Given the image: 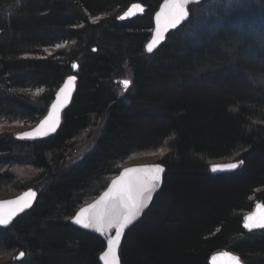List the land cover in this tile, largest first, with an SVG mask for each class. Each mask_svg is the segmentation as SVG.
Returning a JSON list of instances; mask_svg holds the SVG:
<instances>
[{"label": "trees", "instance_id": "1", "mask_svg": "<svg viewBox=\"0 0 264 264\" xmlns=\"http://www.w3.org/2000/svg\"><path fill=\"white\" fill-rule=\"evenodd\" d=\"M163 1L0 0V124L36 125L78 65L76 94L53 137L0 133V188L23 165L41 181L35 206L0 229V251L20 249L27 264H99L105 243L69 220L120 162L164 150V186L126 234L121 263L207 264L230 247L245 264H264V231L234 246L244 213L264 203V0H224L227 12L214 0L192 6L188 22L147 55ZM135 3L145 14L120 22ZM127 75L131 90L121 98L116 84ZM84 136H96L93 148L64 169ZM236 155L238 172H206Z\"/></svg>", "mask_w": 264, "mask_h": 264}, {"label": "water", "instance_id": "2", "mask_svg": "<svg viewBox=\"0 0 264 264\" xmlns=\"http://www.w3.org/2000/svg\"><path fill=\"white\" fill-rule=\"evenodd\" d=\"M203 0H189V3L187 4V9L189 8V6L195 5V4H200ZM167 0H164L161 5L158 7L152 23H153V29L151 31V37L149 39V41L146 44L145 47V53L147 55H151L155 52L158 51V49L164 45L165 41L167 40V38L169 37V34L173 31H176L177 29H179L180 26L186 24L188 21H186L185 23L181 24L180 26H178L177 28H172L170 25L168 27H165V19H164V15H165V4H166ZM136 5H140L143 8V11L141 12L139 8L136 7ZM144 11L145 8L143 7L142 4L140 3H135L133 6L127 8L121 18L119 17L118 20L120 22H125L128 20H133L135 19V17L137 16H143L144 15ZM189 13V11H188ZM157 16L160 17L159 20H157ZM157 32H161L162 36L160 39H157ZM154 40H157V44L154 46V50L152 52H149L147 50V46L152 43ZM78 65L75 63L73 66V70H74V74L73 76L76 77L75 81L72 82L71 86H68V78L65 80V82L62 84V86L58 89V91L56 92L57 94L54 96V99L51 103V106L49 107L47 113L45 114L46 116L42 118L41 121L38 122V124L33 127L30 130H26L21 132L20 134L15 135V138L22 141V140H27V141H33V140H43L49 137H53L54 134H56L59 129L62 126V121H63V117H64V112L69 109V107L72 105V101L74 99V96L76 94V89H77V72H78ZM62 89H64L65 91L62 93ZM53 105H57V111L55 113V117H56V121H57V126L55 131H47L46 135H34L32 137H25L22 134L24 133H34L35 130L37 128H40L41 125L43 124L44 121L48 120L50 116L53 115ZM45 128L47 129L48 126L45 125ZM240 161L243 160H239L238 162H230L229 164H239ZM229 164H218V165H214V166H226ZM153 165H142V166H131L129 168H124L122 169L118 175L115 176V178H113L109 185L106 187V189L100 194L99 197L96 198L95 201L91 202L90 205L87 206H83L81 207L78 212L71 218L70 222L73 226H75L78 229H82L85 232L88 233H92L96 236H98L104 243H105V249L103 251V254L99 257L98 261L99 264H112V260H113V255L109 254L106 255V253L109 252V241L113 240L115 238V234L120 230L119 229V225L116 223L110 224L108 223V218L107 216H105V220L101 226H94V227H84L83 223H76V217L77 216H81V219L84 223H86L88 221V219L90 217H94L97 213H100L102 211H104L105 206L106 205H110L112 202V196L113 194H115L118 190H122L125 187H127L129 184H132L133 187H139L143 184V182L149 180L153 175H155L154 169H152ZM213 165L209 166V170L212 173V175H220V174H229V173H234L237 172L238 170H240L243 166H244V161L242 164H239V166L235 169H228V168H221L218 169L217 171H213ZM162 167V166H161ZM164 168V167H162ZM129 169H143V171H134V172H130L128 171ZM165 172L163 171L162 173H160V181L158 182H153L154 183V187L151 188V190L149 192H145L143 194V196L141 197V201H142V207L139 210V215L136 216V218L132 221L131 224L127 225L123 232L121 233V237H120V242L119 245L117 246V248L115 249V256L118 258L119 264L121 263V253L119 252L123 243V238L125 236V232L128 231V229H130L131 227L134 226V224H137L141 218L143 217L144 213L146 211H148L151 208V205L154 202V199L156 197V195L162 190L163 188V179H164V174ZM29 192H35L36 195L35 197L29 198L26 194ZM105 193H109V196H105ZM24 198L23 200H20V198ZM39 197V192L33 189H27L24 190L21 194H19L18 196L13 197L12 199H3L2 201H0V212H2L4 214V216L9 217L10 222L7 225H0V229H5V228H9L10 226H12V224L15 222V220L24 215L26 212L30 211L36 204V201ZM13 200H20V203L18 204H7L4 203L6 201H13ZM98 202H100L98 204ZM27 203L29 206L28 207H24V204ZM92 205H97L96 208H92ZM258 206H264V203L258 202L256 204V206L253 208V211L250 212L248 215H246L244 217V221L242 223L243 227L248 231V232H253V231H259V230H263L264 228H259V227H255L253 225H255L256 223H258L260 221L261 218V213L264 212V207H258ZM22 209V210H21ZM84 209H88L89 211L87 212H83L82 210ZM122 213L126 210L122 209L121 210ZM248 217H253V220H249ZM245 225H250L251 227H246ZM223 253H229L226 251H223L222 253H216L214 255L211 256V261L210 264H233L232 261H230L227 257L223 256ZM231 254V253H230ZM235 256V255H233ZM216 258L215 260L213 258ZM240 259V258H239ZM240 264H243L240 260Z\"/></svg>", "mask_w": 264, "mask_h": 264}, {"label": "snow or ice", "instance_id": "3", "mask_svg": "<svg viewBox=\"0 0 264 264\" xmlns=\"http://www.w3.org/2000/svg\"><path fill=\"white\" fill-rule=\"evenodd\" d=\"M198 2V0H197ZM189 3V0H167L165 4V27H168L169 25L172 28H177L181 24L185 23L189 19V13L187 10V4ZM137 8L140 9V11H143L142 6L136 5ZM124 18V17H121ZM160 17L157 16V20H159ZM162 36L161 32H157V39H160ZM157 44V40H154L152 43H150L147 46V50L149 52H152L154 50V46ZM76 77L71 76L68 78V86L70 87L72 82L75 81ZM125 87L129 86L131 84V81H124L123 82ZM62 93L65 91L64 89L61 90ZM57 111V105H53V115L49 117L48 120L44 121L40 128H37L34 133H24L22 134L25 137H32L34 135H46L47 131H55L57 126V121L55 117V113ZM45 125L48 126V128H45ZM243 161H240L239 164H242ZM239 164H229L226 166H214L213 171H217L221 168H228V169H235L239 166ZM152 169H154L155 175H153L149 180L143 182V184L139 187H133L132 184H129L127 187H125L122 190H118L115 194L112 196V202L110 205H106L104 211L97 213L94 217H90L86 223H84L81 219V216L76 217V223L80 224L83 223L84 227H94V226H101L105 220V216L108 218V223L113 224L116 223L119 225V231L115 234V238L111 241H109V252L106 253V255L112 254L113 260L112 264H119L118 258L115 256V249L119 245L121 233L123 232L124 228L131 224L132 221L136 218L137 215H139V210L143 206L141 197L145 192H149L152 187H154L153 182L160 181V173L164 171V169L160 165H154L152 166ZM128 171L134 172V171H143V169H129ZM29 198L35 197V192H29L26 194ZM105 196H109V193H105ZM24 198H20V200H23ZM20 200H13V201H6L4 203L7 204H18L20 203ZM100 202H98L99 204ZM2 206V205H0ZM29 205L27 203L24 204V207H28ZM92 208H96L97 205H92ZM258 207H264V206H258ZM122 209L126 210L122 213ZM22 210V209H21ZM89 211L88 209L82 210L81 215L83 212ZM249 220H253V217H248ZM10 222L9 217L4 216L2 212H0V225H7ZM246 227H251L250 225H245ZM255 227L264 228V212L261 213V218L258 223L253 225ZM223 256L227 257L230 261L233 262V264H240V259L237 256H233L230 253H223ZM24 256L23 253L20 254V257L22 258ZM216 259L215 257L213 258Z\"/></svg>", "mask_w": 264, "mask_h": 264}, {"label": "rangeland", "instance_id": "4", "mask_svg": "<svg viewBox=\"0 0 264 264\" xmlns=\"http://www.w3.org/2000/svg\"><path fill=\"white\" fill-rule=\"evenodd\" d=\"M204 1L205 0H203L200 4H202ZM200 4H195V5H192V6H200ZM123 13H120L119 16H121ZM59 49H61V48H53L54 51L59 50ZM121 79H123V80H118L117 81L116 90H117L118 96L122 98L130 90L129 86L127 88H125V85H124L123 82L126 81V79H130V78H128V75H127L125 78H121ZM26 95L29 98H32L33 100H35V99H37L39 93H37V92H35V93H26ZM36 125H32V126L28 125L27 126V125H24V124L20 125V124H16V123L0 124V133L6 132V133H9L10 135L12 134L13 137L15 138V135L20 134L23 131L30 130L33 127H35ZM95 137L96 136H94V138ZM94 138H91L89 136H87V137L84 136L82 138L77 139L75 144H74L75 147L66 156V160L63 163V168L66 169V168L76 164L77 161L85 158L87 152L89 150H91L93 148V146H94L93 145V141H94L93 139ZM162 156H163L162 151H155V152H152V153H145V154H142V155H136V156L132 157L131 159H127L126 161L120 162V164L118 165L119 166V172L122 169L129 168L131 166L151 165V164H153L155 162H158L159 159ZM238 159H239L238 155H236V156H233L231 158H228V160H218V162L219 163L238 162L239 161ZM11 170L14 172V175H15L14 182H13L12 185L4 186V187L0 188V201H2L3 199H12L13 197L18 196L19 194H21L23 191L19 192L18 189L21 188V187H24L25 183H26V185L30 184V187L27 188V189H33V190L39 191V187H40V182L41 181L36 178L35 172L33 173V170H31L29 166L23 165L21 167H12ZM109 183L107 184V186L109 185ZM27 189H25V190H27ZM99 196H97V197H99ZM96 198L90 199L84 205L90 204V202L96 200ZM154 201H155V199H154ZM148 211H146L144 213V215ZM144 215H143V217H144ZM143 217L141 218V220L138 223H140L143 220ZM70 220H69V222H70ZM135 225L136 224H134V226ZM133 227H131L130 229H132ZM130 229H128V231ZM128 231L125 232V236L128 233ZM125 236H124V238H125ZM124 238L122 240L123 243H122L121 249L119 251L121 254H122L121 251L123 249V244H124ZM241 239L242 238H237V239L234 240V242H236V241L238 242V240H241ZM103 251L101 252L99 257L103 254ZM21 253H23V251L20 250V249H16V250H13V251H0V264H27L26 257L25 256H23L22 258L20 257ZM99 257H98V259H99Z\"/></svg>", "mask_w": 264, "mask_h": 264}, {"label": "bare ground", "instance_id": "5", "mask_svg": "<svg viewBox=\"0 0 264 264\" xmlns=\"http://www.w3.org/2000/svg\"><path fill=\"white\" fill-rule=\"evenodd\" d=\"M214 2H215V4L218 6V8L219 9H223V11H225V12H227V7H229L228 5H227V3L224 1V0H214ZM134 5V4H133ZM133 5H131V6H133ZM131 6H129V7H131ZM128 7V8H129ZM144 7V6H143ZM192 6H189V8L187 9L188 11H189V18H190V14H191V11H190V8H191ZM145 8V11L144 12H146V10H147V7H144ZM145 14V13H144ZM123 15V14H122ZM121 15V16H122ZM227 15H229V13H227ZM121 16H119V17H121ZM118 17V18H119ZM134 20V19H133ZM189 20V19H188ZM234 22V21H233ZM150 39V38H149ZM149 41V40H148ZM147 41V42H148ZM147 44V43H146ZM128 78H130L129 76H128ZM126 80H128V81H131V84L129 85V87L131 88V86H132V79L130 78V79H126ZM123 82V81H122ZM128 87V86H127ZM126 88V87H125ZM131 90V89H130ZM129 90V91H130ZM58 91V90H57ZM56 91V92H57ZM57 94V93H56ZM55 94V95H56ZM163 156H164V154H165V152H164V150H163ZM163 156L161 157V158H163ZM161 158L159 159V161L158 162H155V163H153V164H155V165H160V166H162V167H164L163 169H164V172L166 173V166L164 165V164H162L160 161H161ZM218 160H228V159H215V160H212V162H209L208 163V165L206 166V172H208V174L209 175H212V173L210 172V170H209V166H211V165H218V164H221V163H219L218 162ZM238 160H241L240 158L238 159ZM230 163V162H229ZM229 163H222V164H229ZM153 164H151V165H153ZM239 171V170H238ZM237 171V172H238ZM164 173V174H165ZM235 173V172H234ZM166 175V174H165ZM165 175H164V178H165ZM219 175V174H218ZM218 175H212V176H214V177H216V176H218ZM220 175H228V174H220ZM163 183H164V179H163ZM95 201V200H94ZM91 202H93V201H91ZM90 202V203H91ZM258 202H256V204H257ZM262 203V202H261ZM256 204H255V206H256ZM87 205H90V204H86V205H83V206H87ZM82 206V207H83ZM254 206V207H255ZM81 208V207H80ZM79 208V209H80ZM252 211H253V209H252ZM251 211V212H252ZM250 212H246V213H244V215H243V218H242V223H243V221H244V217L246 216V215H248ZM242 225V224H241ZM11 227V226H10ZM9 227V228H10ZM9 228H5V229H9ZM2 230H4V229H2ZM261 231H264V229L263 230H259V231H253V232H248L244 227H243V225H242V232L240 233V234H238L237 235V237H236V239L237 238H242L241 240H238V241H240V242H243L244 240H246V238L248 237V236H254L253 234L254 233H257V232H261ZM237 243H239V242H234V246L237 244ZM24 244V243H23ZM223 251H226V252H229V253H231L232 255H235V256H237V257H239L240 258V260H241V262L243 263V264H245V262H244V260L242 259V257L240 256V254H237L236 252H234V251H232V249L230 248V247H228V248H224V249H222V251H217V252H214V253H212L211 254V256L212 255H214V254H216V253H222ZM211 256H209L208 258H207V264H210V261H211ZM255 264H257L256 262H255Z\"/></svg>", "mask_w": 264, "mask_h": 264}]
</instances>
